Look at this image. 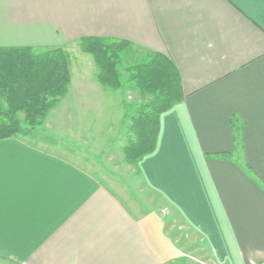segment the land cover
<instances>
[{
  "label": "crops",
  "instance_id": "1",
  "mask_svg": "<svg viewBox=\"0 0 264 264\" xmlns=\"http://www.w3.org/2000/svg\"><path fill=\"white\" fill-rule=\"evenodd\" d=\"M85 37L165 55L183 100L134 167L140 191L37 130L0 141V264H264V0H0V48ZM96 72L71 74L49 129L107 120Z\"/></svg>",
  "mask_w": 264,
  "mask_h": 264
},
{
  "label": "trees",
  "instance_id": "2",
  "mask_svg": "<svg viewBox=\"0 0 264 264\" xmlns=\"http://www.w3.org/2000/svg\"><path fill=\"white\" fill-rule=\"evenodd\" d=\"M78 46L91 56L103 89H128L140 96L123 147L124 161L137 166L154 151L161 114L183 100L179 73L165 55L126 40L85 37ZM70 81L69 55L63 48H0V141L30 137Z\"/></svg>",
  "mask_w": 264,
  "mask_h": 264
},
{
  "label": "rangeland",
  "instance_id": "3",
  "mask_svg": "<svg viewBox=\"0 0 264 264\" xmlns=\"http://www.w3.org/2000/svg\"><path fill=\"white\" fill-rule=\"evenodd\" d=\"M66 52L69 55L70 72L74 77L84 67L93 65L91 56L83 53L79 46L70 47ZM104 95H107L109 100L108 118L105 122L89 121L91 127L87 126L84 129L74 127L72 131L77 134H70L65 133V129L62 132L49 129L47 126V122H50L49 117L36 129L35 138H38L40 142H46L49 146H56V152L85 164L84 166L91 172L108 176L110 181L118 184L119 187L140 191L137 172L134 171L136 166H131L124 161L123 147L129 135L130 117L134 115L136 106L141 103V100H138L137 93L128 89L106 90ZM148 99L146 97L142 99V102ZM106 122L107 126L104 125ZM100 124H102L101 127ZM78 132L86 134H78ZM146 197V191L143 190L142 201Z\"/></svg>",
  "mask_w": 264,
  "mask_h": 264
}]
</instances>
